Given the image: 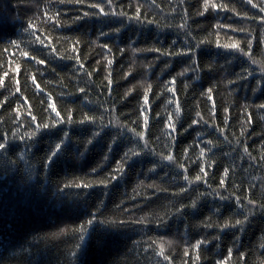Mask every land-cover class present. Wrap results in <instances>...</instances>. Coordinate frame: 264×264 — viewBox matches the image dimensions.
<instances>
[{
	"label": "trees",
	"instance_id": "obj_1",
	"mask_svg": "<svg viewBox=\"0 0 264 264\" xmlns=\"http://www.w3.org/2000/svg\"><path fill=\"white\" fill-rule=\"evenodd\" d=\"M0 144V264H264V0H0Z\"/></svg>",
	"mask_w": 264,
	"mask_h": 264
},
{
	"label": "snow or ice",
	"instance_id": "obj_2",
	"mask_svg": "<svg viewBox=\"0 0 264 264\" xmlns=\"http://www.w3.org/2000/svg\"><path fill=\"white\" fill-rule=\"evenodd\" d=\"M96 7H99V5H96ZM100 12L103 13V14H105V15H107V13H104L103 8L100 9ZM225 47H228V46L226 45ZM231 47H236V45H232ZM145 102H147V101H145ZM4 148H5V145L0 144V150H2V149H4ZM57 148H58V149L60 148V145H59V144L57 145ZM167 159L170 160V159H172V157L169 156V157H167ZM185 178H186V177H185ZM186 179H187V178H186ZM196 179H199V177H196ZM236 223L239 224L240 221H236Z\"/></svg>",
	"mask_w": 264,
	"mask_h": 264
}]
</instances>
